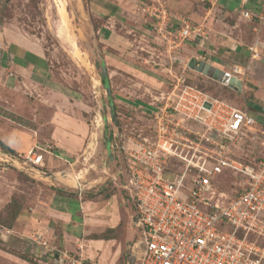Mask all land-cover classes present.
<instances>
[{"label": "rangeland", "instance_id": "obj_1", "mask_svg": "<svg viewBox=\"0 0 264 264\" xmlns=\"http://www.w3.org/2000/svg\"><path fill=\"white\" fill-rule=\"evenodd\" d=\"M186 1L195 4L192 17L184 12ZM186 1L177 0L168 25L174 28L172 23L180 24L184 19L194 28H202L207 37L208 29L198 17L202 14L201 0ZM58 3L65 9V21L58 13ZM158 8L155 16L161 15ZM156 20L148 33L153 40L144 39L140 32H120L122 38L113 33L112 40L110 36L102 41L95 36L79 0H0V25H11L4 36L32 38L50 70L44 72L42 96L40 85L20 83L22 87L11 90L4 80L9 73L0 69V140L13 150L25 151L27 146L45 150L41 166L49 173L29 174L12 165L0 166V264H53L50 252L38 244L40 238L83 258L86 264L99 262L100 254L88 259L89 253H82L89 250L90 240H111L107 243V264H136L131 261L129 247L138 235L132 219L135 207L123 187L127 173L123 172L125 162L119 147L127 144L129 137L140 140L151 135L152 111L165 103L176 74L237 108H247L246 101H253L251 84L256 80L250 78L251 84L237 91L189 68L187 63L194 56L190 57L183 45L176 50L168 46L157 33ZM194 35L195 41H206ZM261 39L264 41V36ZM2 40L0 49L5 45L8 52H14L13 44ZM201 55L209 58L205 49ZM263 57L261 50L259 59H252L254 73L264 69L260 67ZM246 60L237 59L239 64ZM102 63L109 94L100 80ZM57 104L63 111L58 114L71 119L69 126L62 127L85 139L73 152L58 147L52 138L54 124L62 122L56 114ZM249 111L259 119L236 142L232 156L254 164L264 154L259 131L264 129V117L256 109ZM183 168V162L170 161L168 176L181 173ZM186 177L187 186L192 174ZM242 185V179L233 173L220 175L214 182L218 191L230 196ZM251 240L264 246V236H251Z\"/></svg>", "mask_w": 264, "mask_h": 264}, {"label": "built area", "instance_id": "obj_2", "mask_svg": "<svg viewBox=\"0 0 264 264\" xmlns=\"http://www.w3.org/2000/svg\"><path fill=\"white\" fill-rule=\"evenodd\" d=\"M157 12L161 14L156 16L157 33L173 49L191 35L203 36L202 28L184 19L178 28L169 26L162 3ZM242 16L260 24L264 9L244 10ZM258 46L264 43L256 37L247 47L251 59H259ZM229 74L241 81L246 71L233 65ZM174 78L165 103L152 111L151 135L129 137L119 147L127 173L123 187L134 203L132 219L138 233L129 245L131 254L136 264H264V246L250 239L264 236V154L254 164L232 156L236 142L257 121L246 110L188 84L183 74ZM259 131L264 151V129ZM40 150L31 146L12 154L0 149V166L45 175L38 167L44 159ZM173 160L183 162L184 168L169 177ZM224 170L242 179L233 196L214 186V178ZM38 244L50 252L53 264H85L45 238Z\"/></svg>", "mask_w": 264, "mask_h": 264}, {"label": "crops", "instance_id": "obj_3", "mask_svg": "<svg viewBox=\"0 0 264 264\" xmlns=\"http://www.w3.org/2000/svg\"><path fill=\"white\" fill-rule=\"evenodd\" d=\"M160 1L166 8L168 7L169 16H174L177 0H79L80 9L82 8V11L88 15L95 36L102 41L107 40L106 37L109 38L110 36L112 40L113 33L117 37H121L118 34L120 32H140L144 39L153 40L148 37V33L151 31L150 26H154V22L157 19L153 8ZM201 2L202 14L198 16L199 21L211 32L207 30L208 35L204 37L206 41L203 39L195 41L193 38L195 35H192L183 44L185 51L190 53V57L201 58L203 59L202 61L228 73L231 72L233 65H238L245 69L246 76L241 80V89L244 91L247 88L246 85L251 84L250 78H253V81L256 80V84H251L253 92H251L250 98L256 104L264 107V69L255 70L256 74L254 73V60L249 57L250 53L247 49L256 37L262 40L264 22L259 24L257 21L249 20L242 16L244 10L259 11L264 9L262 0H201ZM193 8H195L194 3L184 2V12L187 16H194L195 11H193ZM172 24L176 25L174 28H178L180 25L177 22ZM9 25L7 22L0 25V43L5 38L14 47V52H8L4 47L5 45L0 49V69L2 71L6 69L7 73H9L4 80L9 88L11 86V90H16L23 85L29 86L28 84L36 88L40 85L39 90L44 96V72L50 71L48 64L45 58H40L41 55L38 48L36 49L37 44L29 36H27L28 38L24 35L14 37L12 34H6L7 36H4L7 28H10ZM135 29L140 31H135ZM156 39L159 40L158 37ZM262 42L264 43L263 40ZM204 49L206 50V58L209 57L208 59H205V55H201ZM239 49L241 50L239 53L233 52V50L237 51ZM257 49L259 52L264 50V47L258 46ZM210 56L215 58H210ZM238 58H247V60L244 64H239ZM252 63L253 65H250ZM260 67H264V65H260ZM253 74L254 76H252ZM14 82L16 83L14 84ZM20 83L22 86H20ZM68 103L71 104L69 101ZM56 106L58 110L56 114L63 112L60 104ZM245 106L248 105L245 104ZM58 117L61 118L62 122L60 125L54 124L52 138L55 145L73 152L79 147V144H83L85 139L82 135H73L66 128H63L70 125L71 119H69V116L65 118L58 114ZM90 241L92 244H90L89 250H82V253L88 252V255H90L87 256L88 259H94L96 254H100L99 262L94 264H107L105 261L107 250L109 249V244L107 245V243L111 242V240L92 239ZM97 249H100V252ZM108 264H113V261Z\"/></svg>", "mask_w": 264, "mask_h": 264}, {"label": "water", "instance_id": "obj_4", "mask_svg": "<svg viewBox=\"0 0 264 264\" xmlns=\"http://www.w3.org/2000/svg\"><path fill=\"white\" fill-rule=\"evenodd\" d=\"M187 66L189 68L194 69L195 71L206 75L207 77L216 80L219 83H222L223 85H226L227 87L241 91V81L238 80L235 76L230 75L228 72L221 70L215 66H213L210 63H207L205 61H199L196 63V60L194 58H190ZM101 77H107L106 76V68L104 63L101 64ZM104 88L106 90V93H110L109 85L106 79V82L104 83ZM253 108L264 113V107L259 104H253ZM49 176V173H45ZM131 261L135 262V256L131 254Z\"/></svg>", "mask_w": 264, "mask_h": 264}, {"label": "trees", "instance_id": "obj_5", "mask_svg": "<svg viewBox=\"0 0 264 264\" xmlns=\"http://www.w3.org/2000/svg\"><path fill=\"white\" fill-rule=\"evenodd\" d=\"M106 79H107V77H101L100 78V80H101V82H102V84H103V87H104V83L106 82ZM187 82V81H186ZM105 89V88H104ZM229 102V101H228ZM255 102H253V101H247L246 102V104L248 105L247 106V108L245 107V108H242V107H238L239 109H241V110H246L247 111V113L249 114V110H253L254 108H253V104H254ZM259 113L262 115L261 117H264V113H262V112H260L259 111ZM250 115V114H249ZM253 117V116H252ZM257 119H259V118H257ZM257 119H256V121H257ZM235 147V146H234ZM0 148H1V150H3L4 152H8V153H12V154H19V153H23V152H25V151H27L30 147L29 146H27V148H26V150L25 151H21V150H13L11 147H9L7 144H5L3 141H1L0 140ZM42 149V148H41ZM41 151V153H43L44 151L43 150H40ZM43 157H45L44 156V153H43ZM40 169H42L43 170V166H38ZM227 173H230V174H232V172L231 171H229V170H224L221 174H218L215 178H214V180H213V183L215 182V179L216 178H218L220 175H225V174H227ZM240 190V189H239ZM238 190V191H239ZM237 191V192H238ZM236 192V193H237ZM235 193V194H236ZM234 194V195H235ZM250 239H251V237H250ZM86 264V263H85Z\"/></svg>", "mask_w": 264, "mask_h": 264}, {"label": "bare ground", "instance_id": "obj_6", "mask_svg": "<svg viewBox=\"0 0 264 264\" xmlns=\"http://www.w3.org/2000/svg\"><path fill=\"white\" fill-rule=\"evenodd\" d=\"M64 3V2H63ZM58 8H59V14L61 16V19L65 21V12H64V7L62 4L58 3ZM68 43V42H67ZM72 51V50H71Z\"/></svg>", "mask_w": 264, "mask_h": 264}]
</instances>
